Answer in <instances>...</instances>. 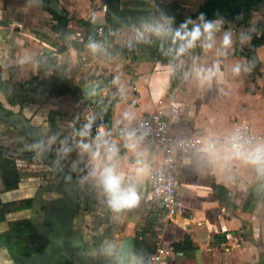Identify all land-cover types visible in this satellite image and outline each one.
<instances>
[{
	"label": "crops",
	"instance_id": "obj_1",
	"mask_svg": "<svg viewBox=\"0 0 264 264\" xmlns=\"http://www.w3.org/2000/svg\"><path fill=\"white\" fill-rule=\"evenodd\" d=\"M43 1L0 0V106L4 115H13L9 119L0 116V231L9 230L12 220L30 217L37 208L53 203L54 208L46 209L53 214L64 204L63 178L58 179L54 173L44 175L52 169L30 147L36 139L28 135L27 130L33 132V129H28L25 119L30 126L41 128L44 139L54 136L57 128L59 137L49 154L54 158L56 149L67 141L73 151L60 163L75 175L85 197L95 193L97 200L98 190L82 180L87 172V158L78 156L75 148L79 140L75 132L82 127L83 101H91L84 97L83 85L91 81L104 83L100 88L102 96L91 102L111 123H121L122 114L131 111L136 115V124L144 113L162 108L167 114L170 132L177 136H204L232 128L237 122L264 129V44L257 49L258 69L239 54L251 45L254 35L260 34L264 0L253 8L246 21L241 18L244 9L237 22L219 16L226 21V29L231 28L237 34L244 30L251 39L244 44L237 40L223 60L222 67L227 73L225 84L211 88H200L184 77L183 73L192 63L190 56L173 62L165 55L170 42L155 38L140 41L136 35L142 19L159 17L154 10L156 2H178L186 20L195 19L191 15L206 0H121L122 7L132 11L130 24L118 29L114 36L97 40L102 44L98 53L91 52L88 43L80 50L73 41H84L86 37L87 29L81 20L101 27L107 24L105 0H46L55 12L68 17L63 35L54 29L55 24L63 26V22L54 18ZM62 46L67 48L59 52ZM46 54L58 55L69 63L66 92L31 91L30 80L37 76L50 77L53 73L51 69L39 72V62ZM193 55L201 62L212 59L205 57L199 48ZM236 62L251 71H242L240 76L233 77L230 69ZM170 63H177L175 70ZM143 146L152 166L159 165L161 149ZM177 157L180 164L177 193L183 206L173 221H164L160 202L142 200L138 207L119 215L108 209L110 229L105 230V223L100 228L86 223L88 213L96 209L97 202L91 199L87 207L84 198L79 207L84 222L81 219L83 223L75 225V231L83 230L90 238L98 232L103 234V239L117 242L133 235L135 243L137 239L142 243V251L138 253L143 264L147 257L150 264L149 256L157 249L154 240L158 227L162 228L164 245H176L189 236L194 247L190 251L174 250L156 264H257L264 253L263 180L249 168L236 166L223 173L213 172L187 166ZM132 162L133 157L121 145V168L127 172ZM147 185L148 181L142 191ZM250 193L253 200L245 208ZM228 195L235 208L223 202Z\"/></svg>",
	"mask_w": 264,
	"mask_h": 264
},
{
	"label": "clouds",
	"instance_id": "obj_2",
	"mask_svg": "<svg viewBox=\"0 0 264 264\" xmlns=\"http://www.w3.org/2000/svg\"><path fill=\"white\" fill-rule=\"evenodd\" d=\"M223 18L209 19L204 13L195 19L187 18L176 25L175 17L162 14L159 17L144 18L136 28L140 41L155 38L161 42H170L165 55L173 62L181 61L185 56L192 59L191 65L183 73L184 77L200 88L223 85L227 73L222 67L237 40L247 43L251 36L241 30L239 34L231 28H225ZM88 48L93 53L102 49V44L89 41ZM199 48L205 57L211 56V62H201L193 54ZM177 63H170L173 70ZM251 69L241 62L231 66L233 77ZM136 115L125 111L122 114L123 127L113 136L101 127L92 136L94 120L87 122L75 132L79 138L75 148L80 157L87 158V172L83 182L92 184L101 195L113 214L138 207L142 201L143 185L153 178L154 169L147 149L143 146L148 133L134 125ZM56 142L55 136L34 141L30 147L38 155L47 158ZM121 145L133 157L126 172L121 168ZM73 148L63 141L56 149L53 165L66 159ZM179 156L181 162L200 170L213 172L230 171L236 166L251 169L256 177L264 180V133L250 132L245 126L224 129L221 132L207 133L194 141L177 140L172 145L170 158ZM133 241L117 242L105 240L98 252L108 258L110 264H143L141 255L134 250Z\"/></svg>",
	"mask_w": 264,
	"mask_h": 264
},
{
	"label": "trees",
	"instance_id": "obj_3",
	"mask_svg": "<svg viewBox=\"0 0 264 264\" xmlns=\"http://www.w3.org/2000/svg\"><path fill=\"white\" fill-rule=\"evenodd\" d=\"M263 0H206L205 3L201 6L200 10L191 15L192 17H198L199 14L204 13L206 18L214 19L217 18V14L219 16H223V18L231 21L237 22L242 9L244 12L242 13V20L246 21L250 18L251 12L253 8L259 4ZM44 2V7L49 10L54 18L60 22H63V26L60 24H55L54 29H57L63 35L67 31L68 17L63 16L55 12L46 0ZM105 18L107 24L105 26H99L87 20H81L83 25L87 29L86 37L84 41H73V45H75L78 49H83L86 43L89 41H97L104 40L109 35L114 36L118 29L121 27L130 24L132 11L124 9L122 7L121 0H105ZM179 4L176 1H159L155 3V14L160 16L162 14H168L175 17L176 25L178 26L181 22L185 21V14L182 10L179 11ZM101 29V30H100ZM61 35V37H62ZM264 44V24L260 25V34L254 35L251 41V45L249 47L243 48L239 54L245 56L249 59L250 64L255 69H258L260 66V61L257 55V49L259 46ZM66 46H62L59 48V52H62L66 49ZM39 72L43 73L47 70H52L53 73L50 77H35L28 82L31 84L32 92H40L44 90L50 91L51 94H61L67 91L69 79H68V70L69 63L63 61V59L54 54H46L43 59L39 62ZM97 111H102L96 107ZM41 114H45V111H41ZM55 130V131H54ZM53 131L55 132L54 136L59 137L58 130L55 128ZM264 185V180H263ZM92 197L90 195H86L84 202L85 206H90V201ZM253 194L250 193L244 207L248 208V206L252 203ZM223 202L227 203L230 208H235L236 205L232 201L231 197L228 195L223 198ZM104 220H96L94 221L93 226L99 227L102 222H105L106 228L110 229L109 220L107 218V213L103 214ZM81 219L84 218L81 215ZM14 223L12 224V231L14 233ZM155 241V240H154ZM193 241L189 236L185 237L184 240L176 245H174L175 250L177 251H190L193 249ZM135 251H142V243L137 239L135 243ZM151 251V250H149ZM145 264H149V260L147 257V261Z\"/></svg>",
	"mask_w": 264,
	"mask_h": 264
},
{
	"label": "built area",
	"instance_id": "obj_4",
	"mask_svg": "<svg viewBox=\"0 0 264 264\" xmlns=\"http://www.w3.org/2000/svg\"><path fill=\"white\" fill-rule=\"evenodd\" d=\"M134 102H137V100L135 99ZM83 104L82 126L87 122V119L94 120L92 136H95L97 130L101 127L107 129L113 136L119 134L120 128L123 127L122 123L109 122L106 114L103 111H97L96 105L91 101L84 100ZM133 126L148 133L144 140V145L159 148L162 151V162L159 165L153 166V178L148 181L147 188L142 191V200L160 202L164 212V221L171 222L174 220L178 210L183 206V201L179 198L177 193L179 187L180 164L177 156L170 158L172 145L177 140L194 141L203 135L177 136L172 134L169 130L167 114L162 108L144 113ZM236 126H245L252 133H264V129L257 130L247 122H237L234 127ZM161 230L162 228L158 227L155 238L157 249L149 256L150 264H156L164 257L171 255L175 250L174 245H164Z\"/></svg>",
	"mask_w": 264,
	"mask_h": 264
},
{
	"label": "flooded vegetation",
	"instance_id": "obj_5",
	"mask_svg": "<svg viewBox=\"0 0 264 264\" xmlns=\"http://www.w3.org/2000/svg\"><path fill=\"white\" fill-rule=\"evenodd\" d=\"M52 170L44 172V175L49 176L54 173L58 179H60L61 175ZM81 201H79V207ZM49 206L54 208L53 203L51 205L47 204V207L44 206L42 209L37 208L38 210L36 209L30 217L16 221L12 220L9 223V230L0 231V264H36V259L34 258L48 247L50 236L55 237V232L58 230L57 225L53 222V215L56 211L53 212V214H49L46 210ZM74 222L75 225L84 222V220L83 222L81 220L80 213H78ZM13 223L14 233H11ZM104 229L108 230L106 225L104 226ZM78 232L79 233L76 234V237L74 238V248L89 255L95 264H105L99 259L105 258L107 260L108 258L98 252V249L105 241V239L102 238L103 234L95 232L90 238L82 235L80 230ZM94 250H97V255L92 254V251ZM261 257V260L257 264H264V253H262ZM57 259H59V257ZM63 264L91 263L84 261L82 257L75 252H72L71 255L69 253V256L65 257Z\"/></svg>",
	"mask_w": 264,
	"mask_h": 264
},
{
	"label": "water",
	"instance_id": "obj_6",
	"mask_svg": "<svg viewBox=\"0 0 264 264\" xmlns=\"http://www.w3.org/2000/svg\"><path fill=\"white\" fill-rule=\"evenodd\" d=\"M104 83L101 81H91L83 85V94L84 97L90 99L93 102L97 101V98L102 96V92L100 90L101 86ZM0 116L4 119H9L13 117L4 115V109L0 106ZM24 123L28 127H32L33 132L27 130L28 135L32 136L36 140L44 139V133H41V128H34L32 125L30 126L27 123V120H24ZM31 129V128H30ZM35 129V130H34ZM48 165L55 172L59 173L63 178V183L66 187L64 204L57 210L53 215V222L57 225L58 230H56V236H50V243L48 247L40 254H38L34 259H36V264H63L65 257L75 252L77 255L82 257L84 261L95 264L93 259L89 257L85 252H81L74 248V238L76 234H78L79 230L75 231V220L79 211V201L85 198V193L80 191L79 183L75 177V175L62 163L58 162L53 165V157L48 153L47 158L42 157ZM82 235L87 236V233L83 230H80ZM124 241H133V247L135 244V237L133 235L126 236L120 242ZM135 250V247H134ZM59 257V259H57ZM61 257V258H60ZM61 259V260H60ZM100 261L106 264H110V261L105 258H100Z\"/></svg>",
	"mask_w": 264,
	"mask_h": 264
},
{
	"label": "rangeland",
	"instance_id": "obj_7",
	"mask_svg": "<svg viewBox=\"0 0 264 264\" xmlns=\"http://www.w3.org/2000/svg\"><path fill=\"white\" fill-rule=\"evenodd\" d=\"M82 188H84V186L82 187ZM86 189L88 188V187H85ZM83 191V190H82ZM91 194V197H92V201L93 202H97V207H96V209H94L93 211H91L90 213H88L89 214V216H87V221H86V223H89V224H91V225H93L94 224V221H96V220H104V217L105 216H103V214L106 212L107 213V218H108V220H109V213H108V207H107V205L105 204V202H104V199H103V197L101 196V195H99V193H98V198H97V200L95 199L96 198V194L95 193H90ZM100 202V203H99ZM98 205H100V207L98 208ZM105 221V220H104ZM103 223H105V222H102V224ZM101 224V225H102ZM109 224H110V221H109ZM90 225H88V227H89ZM155 242V241H154ZM92 252H94V255H97L96 253H95V251H92Z\"/></svg>",
	"mask_w": 264,
	"mask_h": 264
}]
</instances>
